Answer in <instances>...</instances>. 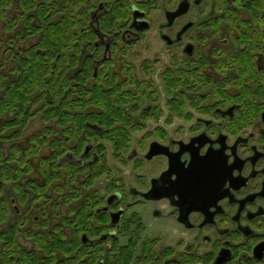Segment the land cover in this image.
<instances>
[{"label":"flooded vegetation","instance_id":"1","mask_svg":"<svg viewBox=\"0 0 264 264\" xmlns=\"http://www.w3.org/2000/svg\"><path fill=\"white\" fill-rule=\"evenodd\" d=\"M1 1L0 71L12 78L10 37L17 28L6 29V22L15 24L16 0ZM182 1L160 5L162 45L155 46L144 41L156 1L77 0V31L89 40L76 46L71 95L74 112L85 109L88 119L74 125L71 140L57 128L56 189L47 187L52 152L41 116L0 132L4 152L26 147L34 132L44 139L20 178L23 190L0 181L7 209L0 264L33 255L37 264H264V38L255 41L264 36V20L239 3L245 0H218L217 12L214 1L208 14L203 0H185L187 12L170 21L168 12ZM30 45L29 39L24 46ZM35 119L41 126L32 127ZM119 132H139V158L135 149H117ZM153 142L159 153L149 155ZM109 155L119 163L138 159L139 187L112 175ZM96 164L106 165L98 177ZM137 202L139 212L128 214ZM167 222L171 236L149 234V226ZM12 241L11 262L3 263ZM131 244L137 254H127Z\"/></svg>","mask_w":264,"mask_h":264},{"label":"trees","instance_id":"2","mask_svg":"<svg viewBox=\"0 0 264 264\" xmlns=\"http://www.w3.org/2000/svg\"><path fill=\"white\" fill-rule=\"evenodd\" d=\"M9 1L2 0L1 2L3 5H7ZM81 1L89 3L88 0ZM239 3L247 8L253 18L264 20V16H261L264 0H245ZM77 5V0H16L15 24L11 25L6 22V29L17 28V30L14 32V36L10 37V44L15 46L14 61L10 65L13 76L8 78L6 72L0 71V132L2 134L4 131L6 132V129L17 124H21L23 128L30 118L37 115H40L41 119L48 124L46 139L50 142L52 152L47 159L46 169L49 189L58 188L56 181L61 178L58 171L59 154L56 151L60 145V140L56 138V134L59 132L57 128L64 127V132L69 137L68 140H71L72 135L76 133V124L84 127L88 119L85 109H81V113L74 112L76 103L71 95L73 88L70 75H73L72 69L78 60L75 54L79 51L76 46L87 44L89 40L88 35L77 31L83 21L78 18ZM81 15L86 17L87 20H84L83 24L87 25L88 14L85 12ZM112 22L113 20L103 21L101 25L106 26ZM263 38L264 36L261 35L255 37L256 43L261 44ZM29 39L31 45L26 48L24 44ZM77 41L79 42L77 43ZM84 89L86 88L84 87ZM77 117L79 118L76 120ZM6 118H10V120H6ZM2 120L5 122L2 123ZM21 134L22 130L17 131L15 136L18 137ZM117 135L121 136L117 140L123 142L116 144L117 149H128L132 133L119 132ZM29 140L30 144L26 147L15 145L7 152H4L0 146V181L3 184L11 182L15 190H23L20 178L25 172L32 170L30 158L39 153V143L44 141L40 132L32 133ZM8 161L13 162L9 165ZM105 167L106 165L96 164L94 175L98 177ZM72 180L71 176L69 180H65L69 187H71ZM40 188L37 185L33 187V191L36 192ZM0 206V221H2L6 218L7 209L3 205ZM11 228L13 231L9 232V239L15 236L14 231H16L14 226ZM12 243L13 241L5 245L8 250L1 257L3 263L11 262L12 257L9 255L13 252ZM37 244L39 247L42 246L44 238L38 240ZM131 246L133 244L129 245L127 254L130 255L133 251L137 254V250L131 249ZM48 247L50 249L47 252H53L51 245ZM37 259V255H33V261H28L26 257H22L21 261L22 264L30 262L37 264L39 263L36 261ZM88 263L92 264V261ZM46 264H72V262L62 263L52 259L48 260Z\"/></svg>","mask_w":264,"mask_h":264},{"label":"rangeland","instance_id":"3","mask_svg":"<svg viewBox=\"0 0 264 264\" xmlns=\"http://www.w3.org/2000/svg\"><path fill=\"white\" fill-rule=\"evenodd\" d=\"M156 1V4L159 6L158 8L156 7H150L149 9V15L150 19L153 22V27L145 33L146 36V41H144V44H150V45H155V46H160L162 45V42L158 39L157 37V25L164 20V13H163V5L160 7L161 4L165 2V0H139V2L144 3L145 5L150 4L152 2ZM215 1V6H214V11L217 12L219 7H218V0H203V4L201 6L202 10H205V12L208 14L210 11V8L212 7V4ZM146 54V53H144ZM41 126V122L38 119H35L33 121L32 127H38ZM137 150L138 153V158H139V132L132 133V138H131V144L130 147L127 149V154H130L132 150ZM127 157V155H126ZM138 161V159H137ZM136 159L130 160L125 163H119L117 160L114 161L112 159L111 155H109V162L112 164L111 166L113 167V176L114 177H122L125 179V182L127 185H135L136 187H139V163H137ZM118 169V171H116ZM105 178L102 177L99 180H104ZM98 180V181H99ZM97 187V186H96ZM102 193V192H101ZM144 207H142L143 209ZM139 202H137L135 205H133L132 208L129 209L128 214L136 210L139 212ZM152 209V208H151ZM149 234H162L165 237H169L172 234V227L170 223H156L152 224L151 226L148 227Z\"/></svg>","mask_w":264,"mask_h":264},{"label":"water","instance_id":"4","mask_svg":"<svg viewBox=\"0 0 264 264\" xmlns=\"http://www.w3.org/2000/svg\"><path fill=\"white\" fill-rule=\"evenodd\" d=\"M188 3H186V1L185 0H183L181 3H180V5H179V7L177 8V10H175V11H172V12H168V18L170 19V21L171 20H173V19H175L177 16H179V15H182V14H184V13H186L187 12V10H188ZM187 27V26H186ZM185 27V28H186ZM185 28H183V30L185 29ZM182 30V31H183ZM157 143L156 142H153L152 144H151V148H150V154L149 155H154V154H157V153H159V152H157L156 151V147H157ZM183 185H184V183H183ZM182 185V186H183Z\"/></svg>","mask_w":264,"mask_h":264}]
</instances>
